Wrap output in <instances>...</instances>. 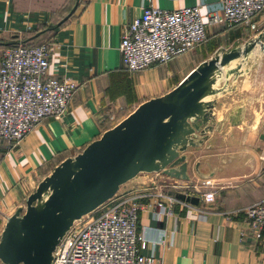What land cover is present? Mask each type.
<instances>
[{
	"label": "crops",
	"instance_id": "0c3cea01",
	"mask_svg": "<svg viewBox=\"0 0 264 264\" xmlns=\"http://www.w3.org/2000/svg\"><path fill=\"white\" fill-rule=\"evenodd\" d=\"M75 1L72 11L61 20ZM218 2L0 0V40L3 41L15 38V34L19 38L16 31L24 25L30 26L35 19L55 18L51 25L35 33V38L44 33L42 40L48 42L46 74L67 76L77 83L61 117L46 116L18 142H4L1 146L0 228L5 216L23 204L25 195L56 162L100 135L140 101L174 86L203 59L199 45L142 70L126 68L119 48L121 34L125 25L141 14L144 5L171 8L199 4L207 23V40L223 34L229 40L219 43L224 46L264 28V8L248 23L231 27L210 23L207 4ZM262 87L264 66L260 67L249 91L257 92ZM259 109L262 114L259 138L250 139L251 133H257L249 132L245 142L228 145L240 148L231 150L235 155L207 178L208 183L216 185L207 188L215 191L214 200H206L200 189L188 195L180 188L166 187L178 198L172 213L158 218L154 204L139 210L138 231L146 239L142 252L153 249L157 259L150 264H264V228L257 235L239 209L264 197V98ZM152 179L151 172L149 181Z\"/></svg>",
	"mask_w": 264,
	"mask_h": 264
},
{
	"label": "water",
	"instance_id": "95a60500",
	"mask_svg": "<svg viewBox=\"0 0 264 264\" xmlns=\"http://www.w3.org/2000/svg\"><path fill=\"white\" fill-rule=\"evenodd\" d=\"M76 4L73 3L64 19ZM264 66V28L218 45L168 90L131 111L42 175L5 216L0 264H51L68 228L113 196L145 184L151 172L191 181V151L245 142L261 126L264 87L249 86ZM235 154L220 156V162ZM210 154L193 169L211 177L222 168Z\"/></svg>",
	"mask_w": 264,
	"mask_h": 264
},
{
	"label": "built area",
	"instance_id": "2783aa9c",
	"mask_svg": "<svg viewBox=\"0 0 264 264\" xmlns=\"http://www.w3.org/2000/svg\"><path fill=\"white\" fill-rule=\"evenodd\" d=\"M263 8L264 0H219L218 4L208 3L206 9L210 23L231 27L248 23ZM206 26L199 4L171 8L146 4L123 29L119 42L122 61L130 71L167 62L205 42ZM48 53L47 41L17 42L1 48L0 154L4 142L14 144L42 118H58L66 111L77 83L67 76L46 74ZM166 184L149 181L148 176L145 184L113 196L92 214L74 222L55 245L51 264L155 262L153 249L142 252L146 239L138 231V212L154 204L158 218L172 213L178 198L166 190ZM203 195L206 200L215 199L213 189L204 190ZM144 196L149 199L142 201ZM239 209L259 235L264 228V197Z\"/></svg>",
	"mask_w": 264,
	"mask_h": 264
},
{
	"label": "rangeland",
	"instance_id": "374dc122",
	"mask_svg": "<svg viewBox=\"0 0 264 264\" xmlns=\"http://www.w3.org/2000/svg\"><path fill=\"white\" fill-rule=\"evenodd\" d=\"M25 15L27 14V12H24ZM51 15V14H50ZM61 15V14H60ZM36 20V19H35ZM33 21L31 23L30 26H26L25 25L23 27H21L20 31H16L20 33V37H24L27 36L29 34H31L32 32H34L36 29H40L43 28L45 26L51 25L55 18H53L51 20V17L48 16L47 21L45 20H40V21ZM46 35V33H45ZM42 38H44V33L39 35L36 38H32L31 41H40L42 40ZM225 40L226 43L229 42L228 38H226V36H224L223 34H219L216 36H213L211 38H209L208 40H206L205 42H203L200 46H199V52L201 53V58L204 56H208L210 55V53L214 50L215 47H217L219 45V43L221 41ZM259 138V133L257 134H250V139H254V138ZM262 138L264 139V131L262 133ZM262 142V141H260ZM253 144H255L254 142H252ZM263 143V142H262ZM239 146H214L211 148H206L203 147L201 149H197V150H192L191 151V158H190V165H189V170H190V174H191V181L188 180H182V179H177V178H169L168 176L162 174L161 172H152V177L154 178V180H159L163 183H167L165 187H169V188H180L181 190L184 191L185 194L190 195L191 193L197 191L198 189L204 191L207 190V188L209 187H213L216 185L215 184H211L208 183V179L205 177H201L200 175H198L197 173H195L194 169H193V163L195 158H197L198 156L204 155V154H210L211 155V159L210 162L211 163H217V164H221L220 162V156H227L228 153L232 152L231 150H236L239 149ZM210 178V177H208ZM175 184H177V186H175Z\"/></svg>",
	"mask_w": 264,
	"mask_h": 264
},
{
	"label": "trees",
	"instance_id": "16d2710c",
	"mask_svg": "<svg viewBox=\"0 0 264 264\" xmlns=\"http://www.w3.org/2000/svg\"><path fill=\"white\" fill-rule=\"evenodd\" d=\"M48 27V26H47ZM37 30V29H36ZM36 30L34 32H32L31 34L27 35V36H24V37H19V38H16V34H15V38H9L5 41L3 40H0V51H1V48L5 45H9V44H14V43H17V42H22V43H25V44H30V43H39V42H42L44 40H41V41H31L32 38H35L36 36Z\"/></svg>",
	"mask_w": 264,
	"mask_h": 264
}]
</instances>
